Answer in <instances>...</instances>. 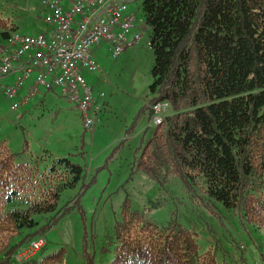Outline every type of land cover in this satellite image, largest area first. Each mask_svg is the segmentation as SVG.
Segmentation results:
<instances>
[{
    "label": "trees",
    "instance_id": "1",
    "mask_svg": "<svg viewBox=\"0 0 264 264\" xmlns=\"http://www.w3.org/2000/svg\"><path fill=\"white\" fill-rule=\"evenodd\" d=\"M141 12L154 55L147 102L166 101L171 112L144 131L130 175L143 171L160 185L178 177L187 191H201L235 212L241 225L264 234V0H142ZM0 26L1 38L15 30L1 12ZM144 108L151 115L147 106L139 113ZM26 152V141L13 151L0 140V264H15L28 241L79 206L77 195L39 224L37 216L55 210L63 189L79 184L82 193L95 181V174L86 180L84 166L69 157L51 159L41 170L17 162ZM20 201L24 207L17 206ZM234 244L246 264L245 250ZM84 254L86 264H94V255ZM63 260L60 248L17 264ZM108 264L230 263L220 261L211 246L202 251L194 229L174 217L160 225L131 209L125 198Z\"/></svg>",
    "mask_w": 264,
    "mask_h": 264
},
{
    "label": "rangeland",
    "instance_id": "2",
    "mask_svg": "<svg viewBox=\"0 0 264 264\" xmlns=\"http://www.w3.org/2000/svg\"><path fill=\"white\" fill-rule=\"evenodd\" d=\"M141 2L130 0L128 4L127 13L136 17V25L144 23ZM0 12L15 26L14 31L32 34L46 29L40 0H0ZM141 30L139 43L127 47L117 58L92 49L100 69L82 73L89 77L96 92L103 93L110 110L99 117L91 131L82 128L74 104L54 93L48 94L50 96L45 100L37 94L27 104L11 111L2 86L12 77L0 78V140L5 139L13 151H20L26 141L27 152L17 156L16 161H27L41 170L51 159L69 157L72 162L84 166L86 180L90 179V174H95V181L82 193L79 184L63 189L55 210L37 216L41 225L48 217L59 214L64 205L71 204L78 195L81 209L78 205L72 206L55 222L43 235L42 251L35 258L63 248L61 264H86L85 250L94 255V264H108L112 259L114 226L121 220V205L128 198L131 209L160 225L174 217L183 226L194 229L200 249L203 251L211 246L220 261L241 264L236 242L246 252L242 255L246 264H264L260 260L261 256L264 258L263 231L248 224L241 225L232 210L199 190L187 191L178 177L160 185L143 171L130 175L140 137L146 127L153 126L148 109L139 113L144 98L149 95L154 63L149 47L150 29L143 25ZM168 112H171L170 108ZM133 120L132 136L127 137L125 129ZM80 149L82 155L77 154ZM40 157L44 160L39 161ZM201 199L209 203L216 215L203 205ZM24 205L21 201L17 204L19 207ZM14 258L15 264L25 261L18 253Z\"/></svg>",
    "mask_w": 264,
    "mask_h": 264
},
{
    "label": "built area",
    "instance_id": "3",
    "mask_svg": "<svg viewBox=\"0 0 264 264\" xmlns=\"http://www.w3.org/2000/svg\"><path fill=\"white\" fill-rule=\"evenodd\" d=\"M129 2L40 0L46 29L32 34L13 30L0 40V78L12 77L2 86L9 109L15 111L40 92L56 91L74 104L83 129L91 131L100 105L82 71L99 69L93 46L105 42L110 56L117 58L127 47L139 43L146 23L136 25V17L127 13ZM147 107L155 126L165 120L170 106L159 101L147 103ZM43 245V236H38L18 252V257L30 259Z\"/></svg>",
    "mask_w": 264,
    "mask_h": 264
},
{
    "label": "crops",
    "instance_id": "4",
    "mask_svg": "<svg viewBox=\"0 0 264 264\" xmlns=\"http://www.w3.org/2000/svg\"><path fill=\"white\" fill-rule=\"evenodd\" d=\"M92 49H97L98 51H100V52H102V53H104L105 55L106 54H109V50H108V46H107V43H105V42H102V43H100L99 45H96V46H93L92 47ZM108 52V53H107ZM92 53H93V51H92ZM94 55V54H93ZM110 55V54H109ZM94 58H95V60L97 61V59H96V57L94 56ZM97 63H98V61H97ZM98 66H99V63H98ZM100 69V68H99ZM98 69V70H99ZM97 71V70H96ZM95 72V71H94ZM85 78H86V80L88 81V83L90 82V79H89V77L87 78L86 76H85ZM89 84H91V83H89ZM92 89H93V95H94V98H95V102H96V104H99L100 105V111H99V114H98V119H97V121H99V117L102 115V114H104L105 112H108L109 110H110V104H109V102H107V101H105L104 99H103V97H100V93H102V92H96L95 90H94V88H93V86H92ZM51 93H54V94H56V95H58V96H60L56 91H47V92H40V93H38L39 95L38 96H40L39 98H41V100H45L48 96H50V95H48V94H51ZM149 95H146V98H144V104H143V107H145V106H147V97H148ZM36 97V96H35ZM33 100V99H32ZM30 102V101H29ZM28 103V102H27ZM26 103V104H27ZM25 105V104H24ZM82 123V122H81ZM97 123V122H96ZM130 125V124H129ZM135 125V124H134ZM134 127V126H133ZM83 128V127H82ZM129 129V126L125 129L126 131H125V135H127V137H131L132 135L130 134V132H131V130L133 129H131V130H128ZM146 129H148V127H146L145 129H144V131L146 130ZM143 131V133H142V135H141V137L143 136V134L145 133ZM145 135V134H144ZM140 137V138H141ZM145 137V136H144ZM140 144V143H139Z\"/></svg>",
    "mask_w": 264,
    "mask_h": 264
},
{
    "label": "bare ground",
    "instance_id": "5",
    "mask_svg": "<svg viewBox=\"0 0 264 264\" xmlns=\"http://www.w3.org/2000/svg\"><path fill=\"white\" fill-rule=\"evenodd\" d=\"M42 251V250H41Z\"/></svg>",
    "mask_w": 264,
    "mask_h": 264
}]
</instances>
